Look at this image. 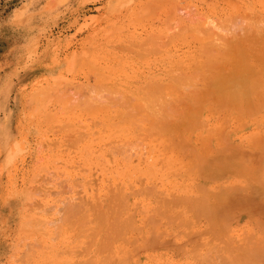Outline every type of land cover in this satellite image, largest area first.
<instances>
[{"label": "rangeland", "instance_id": "374dc122", "mask_svg": "<svg viewBox=\"0 0 264 264\" xmlns=\"http://www.w3.org/2000/svg\"><path fill=\"white\" fill-rule=\"evenodd\" d=\"M235 260L264 264V0H0V264Z\"/></svg>", "mask_w": 264, "mask_h": 264}, {"label": "bare ground", "instance_id": "6f19581e", "mask_svg": "<svg viewBox=\"0 0 264 264\" xmlns=\"http://www.w3.org/2000/svg\"><path fill=\"white\" fill-rule=\"evenodd\" d=\"M163 104H165V103H163ZM157 112H158V111H157ZM157 112H156V113H157ZM128 113H129V112H128ZM154 114H155V113H154ZM157 114H158V113H157ZM155 115H156V114H155ZM126 117H128V115H127ZM129 117H130V115H129ZM155 117H156V116H155ZM119 119H120V118H119ZM155 119H156V118H155ZM126 120H127V118H126ZM165 121H166V119H165ZM155 123H157V122H155ZM158 123H159V120H158ZM158 123H157V125H158ZM162 124H163V123H162ZM154 125H155V124H154ZM154 125H153V126H154ZM157 125H155V127H157ZM158 128H159V127H158ZM162 128H165V126H162V127H160L159 129H162ZM153 130H154V129H153ZM165 130H167V126H166V129H165ZM154 131H155V130H154ZM156 131H157V129H156ZM159 131L162 132V131H164V129H163V130H159ZM152 132H153V131H152ZM165 135H166V134H164V136H165ZM160 136H161V135H160ZM158 137H159V135H158ZM158 139H159V138H158ZM124 143H125V142H124ZM127 143H128V142H127ZM131 144H132V143H131ZM163 144H164V143H163ZM124 145H125V144H124ZM127 147H129V146H127ZM165 147H167V146H165ZM168 147H169V146H168ZM167 149H168V148H167ZM133 150H134V149H133ZM164 150H166V149H164ZM164 150H163V151H164ZM122 151H123V150H122ZM135 151H136V149H135ZM116 153H117V152H116ZM148 153H149V152H148ZM151 153H152V152H151ZM152 154H153V153H152ZM128 155H129V154H128ZM148 155H149V154H148ZM132 156H133V155H132ZM152 159H153V158H152ZM163 161H164V160H163ZM145 162H146V161H145ZM161 162H162V161H161ZM117 163H118V162H117ZM133 163H134V162H133ZM123 164H124V163H123ZM142 164H143V163H142ZM159 164H160V163H159ZM158 166H159V165H158ZM116 167H118V166H116ZM123 167H124V166H123ZM154 167H155V166H154ZM95 168H96V167H95ZM119 168H120V167H119ZM130 168H131V167H130ZM136 169H137V167H136ZM143 170H145V169H143ZM123 171H124V170H123ZM131 171H132V169H131ZM151 171H152V170H151ZM157 171H158V170H157ZM124 172H125V171H124ZM146 172H147V171H146ZM148 172H149V171H148ZM116 173H117V175H118V178L120 179L118 172H116ZM122 173H123V172H122ZM135 174H136V173H135ZM149 174H150V173H149ZM139 175H140V174H139ZM139 175H138V176H139ZM120 176H122V175H120ZM123 176H124L123 179L126 178V180L123 181V180H122V177H121V181H122V182H125V181H127V180L129 179V177L127 178V173H126V175L124 174ZM125 176H126V177H125ZM129 176H130V178H131V174H130ZM133 176H134V175H133ZM133 176H132V179L134 178ZM141 176H142V175H141ZM144 176H145V175H144ZM163 176H164V175H163ZM163 176H162V177H163ZM172 176H173V175H172ZM104 177H105V176H104ZM112 177H113V175H112ZM145 177H147V175H146ZM114 178H115V177H114ZM138 178H139V177H138ZM106 179H107V178H106ZM139 179H140V180H139ZM139 179H136V180H137V181H141V177H140ZM148 180L150 181V179H148ZM129 181L131 182L132 180L129 179ZM149 181H148V182H149ZM164 181H167V180L164 179ZM156 183H157V181H156ZM164 183H165V182H164ZM108 184H109V183H108ZM126 184H127V183H126ZM134 184H136V183H134ZM170 184H171V183H170ZM110 185H111V184H110ZM141 185H142V184H141ZM153 185H154V184H152V186H153ZM108 186H109V185H108ZM152 186H151V188L153 189ZM155 186H156V185H155ZM169 186H170V185H169ZM109 187H110V186H109ZM141 187H142V186H141ZM171 187H172V186H171ZM130 188H131V187H130ZM130 188H129V189H130ZM148 188H149V187H147V189H148ZM145 189H146V187H145ZM145 189L142 191V188H141V190L138 189V191H142V193H144V191H145V193H146L147 190H145ZM152 189L149 188V191H147L146 194H148V195L151 194V193H152ZM111 190H112V189H111ZM120 190H121V189H120ZM134 191H135V193L138 192V191H136V190H134ZM105 192H106V191H105ZM110 192H111V191H110ZM120 192H122V190H121ZM135 193H134V194H135ZM142 193H141V194H142ZM145 193H144V194H145ZM132 194H133V193H132ZM157 194H158V193H157ZM120 195H121V194H120ZM120 195H119V196H120ZM124 195H125V194H124ZM124 195H123V196H124ZM135 195H139V194H135ZM148 195H145V196H148ZM125 196H126V195H125ZM125 196H124V199H125ZM128 196H129V195H128ZM140 196H141V195H140ZM145 196H144V197H145ZM149 196H150V195H149ZM138 197H139V196H138ZM156 197H158V196H156ZM106 198H107V196H106ZM120 198H121V197H119V199H120ZM126 198H127V197H126ZM158 198H159V197H158ZM119 199H117V196H116V197H115V200H114V199L110 200V201H112V203H111V202L108 203V207H109L108 209H109V210L112 209V208L109 206V204H110V203L113 204V200L115 201L114 203L116 204V202H119V201H118ZM159 199H160V198H159ZM122 200H123V198H122ZM170 200H171V199H170ZM198 200H200V199H197V201H198ZM92 201H93V200H92ZM123 201H124V200H123ZM156 201H157V200H156ZM96 202H97V201H96ZM96 202H95V203H96ZM120 202H121V201H120ZM120 202H119V203H120ZM124 202H125V201H124ZM124 202H123V203L121 202V204H122V205L125 204ZM157 202H158V201H157ZM170 202H171V201H170ZM170 202H169V203H170ZM200 202H201V201H200ZM126 203H127V202H126ZM159 203H160V202H159ZM198 203H199V202H198ZM117 204H118V203H117ZM146 204H147V203H146ZM166 204H167V203H166ZM171 204H172V203H171ZM193 204H194V203H193ZM199 204H200V203H199ZM97 205H98V204H97ZM113 205H114V204H113ZM119 205H120V204H119ZM167 205H168V204H167ZM194 205H195V204H194ZM116 206H117V205H116ZM116 206H114V207H116ZM135 206H136V205H135ZM165 206H166V205H165ZM165 206H164V208H165L164 211L166 212V208H167V207H165ZM177 206H178V205H177ZM177 206H176V207H177ZM196 206H197V204H196ZM112 207H113V206H112ZM114 207H113V209H114ZM121 207H124V208H125V206H121ZM172 207H174V204H172ZM95 208H96V206H95ZM110 208H111V209H110ZM160 208H161V207H160ZM74 209H77V208H74ZM101 209H102V208H101ZM113 209H112V210H113ZM117 209H118V208H117ZM135 209H136V207H135ZM149 209H150V208H149ZM158 209H159V208H158ZM199 209H201V208H199ZM199 209H198V210H199ZM97 210H98V208H97ZM97 210H96V211H97ZM99 210H100V208H99ZM99 210H98V211H99ZM102 210H103V209H102ZM106 210H107V208H106ZM124 210H125V209H124ZM81 211H82V210H81ZM91 211H92V210H91ZM116 211H117V210H116ZM118 211H119V210H118ZM118 211H117V212H118ZM200 211H201V210H200ZM72 212H73V211H72ZM111 212H112V211H111ZM114 212H115V211H113V213H114ZM134 212H135V210H134ZM134 212H133V213H134ZM165 212H164V213H165ZM186 212H187V211H186ZM196 212H197V211H196ZM87 213H88V212H87ZM99 213H100V211H99ZM115 213H116V212H115ZM115 213H114V214H115ZM119 213H120V212H119ZM119 213H118V214H119ZM158 213H159V212H158ZM79 214H81V213H79ZM102 214H103V213H102ZM102 214H100V215H102ZM162 214H163V213H162ZM174 214H176V212H175ZM209 214H210V213H209ZM72 215H73V213H72ZM212 216H213V215H212ZM128 217H129V216H128ZM139 217H140V216H139ZM180 217H181V215H180ZM175 218H176V217H175ZM102 219H104V218H102ZM128 219H129V221H130V218H128ZM128 219H127V220H128ZM172 219H173V218H172ZM183 219H184V218H183ZM79 220H81V219H79ZM99 220H100V219H99ZM113 220H114V219H113ZM113 220H112V221H113ZM131 220H132V218H131ZM198 220H199V219H198ZM81 221H83V220H81ZM86 221H87V220H86ZM91 221H94V220H90V222H91ZM129 221H128V223L130 224L131 221H130V222H129ZM187 221H188V220H187ZM187 221H186V222H187ZM206 221H207V220H206ZM208 221H209V220H208ZM117 222H118V221H117ZM125 222H126V221H125ZM144 222H145V221H144ZM214 222H216V221H214ZM91 223H93V222H91ZM94 223H95V222H94ZM98 223H99V222H98ZM112 223H114V222H112ZM112 223H111V224H112ZM115 223H116V222H115ZM115 223H114V224H115ZM180 223H181V222H180ZM191 223H192V222H191ZM82 224H83V222H82ZM111 224H109V225H111ZM123 224H124V223H123ZM125 224H126V223H125ZM129 224H127L126 228H130V230H131V227H130V226H132V225H130V226L128 227ZM101 225H102V224H101ZM116 225H117V224H116ZM120 225L122 226V224H120ZM190 225H191V224H190ZM112 226H113V225H112ZM114 226H115V225H114ZM114 226H113V227H114ZM143 226H144V224H143ZM108 227H109V226H108ZM113 227H111V228H113ZM115 228H116V226H115ZM126 228H125V229H126ZM137 228H138V227H137ZM190 228H191V227H190ZM117 229H118V228H117ZM117 229H115V230H117ZM121 229H122V228H121ZM186 229H187V228H186ZM212 229H213V228H212ZM212 229H211V230H212ZM110 230H111V229H110ZM99 231H100V230H99ZM99 231H98V229H97V232H99ZM111 231H114V229L111 230ZM117 231H118V230H117ZM125 231H126V230H125ZM133 231H136V230L134 229ZM190 231H191V230H190ZM190 231H189V232H190ZM216 231H217V230H216ZM183 232H185V231H183ZM203 232H206V230L203 231ZM203 232H202V233H203ZM210 232H211V231H210ZM115 233H116V232H115ZM117 233H118V232H117ZM120 233H121V231H120ZM170 233H171V232H170ZM207 233H208V232H207ZM228 233H229V232H228ZM232 233H234V232H232ZM208 234H209V233H208ZM211 234L213 235L214 232H213V233L211 232ZM220 234H221V233H220ZM224 234H225V233H224ZM225 235H226V234H225ZM243 235H244V234H243ZM142 236H143V235H142ZM210 236H211V235H210ZM193 237H194V236H193ZM234 237H235V236H234ZM241 237H242V235H241ZM245 237H246V236H245ZM245 237H244V238H245ZM142 238H143V237H142ZM217 238H218V237H217ZM222 238H223V237H222ZM228 238H229V236H228ZM213 239H216V235H215V238L213 237ZM219 239H220V238H219ZM219 239H217V240H219ZM230 239H231V237H230ZM242 239H243V238H242ZM149 240H150V239H149ZM151 240H152V239H151ZM226 240H227V239H226ZM231 240H232V239H231ZM231 240H229V241L231 242ZM142 241H144V240H142ZM211 241H212V240H210L209 242H211ZM170 242H171V240H170ZM221 242H224V241L221 240ZM225 242H226V241H225ZM167 243H169V242H167ZM211 243H212V242H211ZM235 243H236V242H235ZM247 243H248V242H247ZM170 244H171V243H170ZM199 244H201V243H199ZM226 244H227L228 246L230 245V244H228V243H226ZM226 244H225V245H226ZM242 244H243V243H242ZM145 245H146V244H145ZM185 245H186V244H185ZM197 245H198V244H197ZM202 245H203V244H202ZM202 245H201V246H202ZM213 245H214V244H213ZM201 246L198 245V247H201ZM203 246H204V245H203ZM239 246H240V245H239ZM240 247H242V245H241ZM183 248H184V247H183ZM212 248H213V247H212ZM212 248H211V250H212ZM215 248H216V246H215ZM193 249H195V248H193ZM208 249H209V248H208ZM239 249H241V248H239ZM195 250H196V249H195ZM200 250H201V249H200ZM200 250H198V251H200ZM217 250H220V249H217ZM223 250H224V249H223ZM241 250H242V249H241ZM244 250H245V249H244ZM193 251H194V250H193ZM207 251H209V250H207ZM212 251H213V250H212ZM196 252H197V250H196ZM196 252H195V253L193 252V253H194L195 255H196L197 253H199V252H197V253H196ZM217 252H218V251H217ZM220 252H221V251H220ZM224 252H225V250H224ZM228 252H229V251H228ZM231 252H232V251H231ZM243 252H244V251H243ZM200 253H201V252H200ZM204 253H205V252H204ZM191 254H192V253H191ZM194 254H193V255H194ZM205 254H206V255H205ZM205 254L203 255L204 258H205L206 260L208 259V261H209V263H210V259H209V258H210L212 255H210V252H209L208 254H209L210 257L208 258V257H207V256H208V255H207V252H206ZM242 254H244V253H242ZM245 254H247V252H245ZM195 255L193 256V258H196V257H197L198 255H200V254H198V255H196V256H195ZM229 255H231V254L229 253ZM236 255H238V254H236ZM236 255H235V256H236ZM239 255H240V253H239ZM163 256H164V254H163ZM217 256H218V255H217ZM217 256H216V257H217ZM198 257H199V256H198ZM206 257H207V258H206ZM212 257H213V256H212ZM233 257H234V256H233ZM237 257H238V256H237ZM240 257H242V256H240ZM244 257H246V256H243V260H244V259H245V260L248 259V257H247V259L244 258ZM155 258H156V257H155ZM200 258H201V257H200ZM202 258H203V257H202ZM204 258L201 259V260H202V263H203V261H205ZM218 258H219V256H218ZM220 258H221V257H220ZM238 258H239V257H238ZM213 259H214V258H213ZM225 259H226V258H225ZM225 259H224V261H225ZM234 259H236V257H234ZM234 259H233V260H234ZM241 259H242V258H241ZM196 260H197V259H196ZM233 260H231V263H232ZM236 260H238V259H236ZM236 260L234 261V264H236V263H235ZM239 260H240V259H239ZM239 260H238V262H239ZM125 262H126V261H125ZM217 262H218V260H217ZM247 262H248V261H247ZM222 263H225V262H221V264H222ZM226 263H227V262H226ZM239 263H240V262H239ZM245 263H246V262H245ZM147 264H148V263H147ZM151 264H153V263H151ZM164 264H165V263H164ZM166 264H167V263H166ZM217 264H218V263H217ZM219 264H220V263H219ZM227 264H228V263H227ZM237 264H238V263H237ZM243 264H244V263H243Z\"/></svg>", "mask_w": 264, "mask_h": 264}]
</instances>
